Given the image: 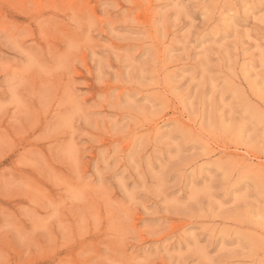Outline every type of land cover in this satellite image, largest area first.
Segmentation results:
<instances>
[{
  "label": "rangeland",
  "instance_id": "rangeland-1",
  "mask_svg": "<svg viewBox=\"0 0 264 264\" xmlns=\"http://www.w3.org/2000/svg\"><path fill=\"white\" fill-rule=\"evenodd\" d=\"M0 264H264V0H0Z\"/></svg>",
  "mask_w": 264,
  "mask_h": 264
},
{
  "label": "bare ground",
  "instance_id": "bare-ground-1",
  "mask_svg": "<svg viewBox=\"0 0 264 264\" xmlns=\"http://www.w3.org/2000/svg\"><path fill=\"white\" fill-rule=\"evenodd\" d=\"M88 4V3H87Z\"/></svg>",
  "mask_w": 264,
  "mask_h": 264
}]
</instances>
